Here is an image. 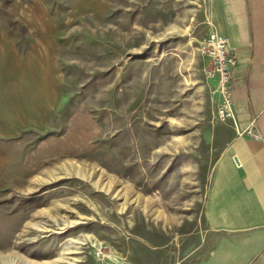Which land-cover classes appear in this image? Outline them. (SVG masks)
<instances>
[{"label":"rangeland","instance_id":"374dc122","mask_svg":"<svg viewBox=\"0 0 264 264\" xmlns=\"http://www.w3.org/2000/svg\"><path fill=\"white\" fill-rule=\"evenodd\" d=\"M218 12L216 0H0V47L30 55L28 81L40 65L61 83L45 130L1 149L0 264H200L232 137Z\"/></svg>","mask_w":264,"mask_h":264},{"label":"crops","instance_id":"0c3cea01","mask_svg":"<svg viewBox=\"0 0 264 264\" xmlns=\"http://www.w3.org/2000/svg\"><path fill=\"white\" fill-rule=\"evenodd\" d=\"M216 5L213 31L228 38L239 61L229 84L234 117L208 189L205 240L192 254L203 252L200 264H264V0ZM28 59L14 43L0 47V152L26 130H45L57 109L59 75H43L39 65L40 76L28 81Z\"/></svg>","mask_w":264,"mask_h":264},{"label":"built area","instance_id":"2783aa9c","mask_svg":"<svg viewBox=\"0 0 264 264\" xmlns=\"http://www.w3.org/2000/svg\"><path fill=\"white\" fill-rule=\"evenodd\" d=\"M210 45L215 63V72L220 77L222 89L226 93V96L229 97L226 99L225 105V108H227L229 112L224 113L222 111V114L233 118L234 112L231 104V90L229 84L232 79L233 70L238 66L239 61L235 51L230 47L227 37L214 32L212 33ZM255 137L258 138L257 135H255Z\"/></svg>","mask_w":264,"mask_h":264},{"label":"bare ground","instance_id":"6f19581e","mask_svg":"<svg viewBox=\"0 0 264 264\" xmlns=\"http://www.w3.org/2000/svg\"><path fill=\"white\" fill-rule=\"evenodd\" d=\"M82 175V174H81Z\"/></svg>","mask_w":264,"mask_h":264}]
</instances>
